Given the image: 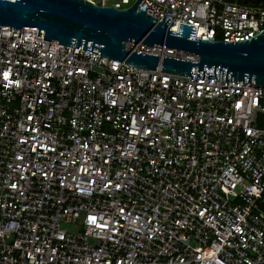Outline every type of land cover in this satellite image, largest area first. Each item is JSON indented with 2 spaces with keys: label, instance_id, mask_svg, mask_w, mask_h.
<instances>
[{
  "label": "built area",
  "instance_id": "2783aa9c",
  "mask_svg": "<svg viewBox=\"0 0 264 264\" xmlns=\"http://www.w3.org/2000/svg\"><path fill=\"white\" fill-rule=\"evenodd\" d=\"M134 11L210 42L264 30V0ZM36 32L0 26V264H264V85L135 68Z\"/></svg>",
  "mask_w": 264,
  "mask_h": 264
},
{
  "label": "water",
  "instance_id": "95a60500",
  "mask_svg": "<svg viewBox=\"0 0 264 264\" xmlns=\"http://www.w3.org/2000/svg\"><path fill=\"white\" fill-rule=\"evenodd\" d=\"M173 1V0H172ZM136 0L128 9L100 7L85 0H0V26L10 31L37 29L42 40L99 55L135 68L234 83L264 85V30L245 41L210 42L192 38L188 26L169 29L164 14L157 22L135 12ZM165 13V12H164ZM126 42L157 46L191 54L196 61L140 54L126 50ZM75 51V53H76Z\"/></svg>",
  "mask_w": 264,
  "mask_h": 264
},
{
  "label": "rangeland",
  "instance_id": "374dc122",
  "mask_svg": "<svg viewBox=\"0 0 264 264\" xmlns=\"http://www.w3.org/2000/svg\"><path fill=\"white\" fill-rule=\"evenodd\" d=\"M60 229H63L65 231H76L77 230V226L71 223H66L61 221L59 224Z\"/></svg>",
  "mask_w": 264,
  "mask_h": 264
},
{
  "label": "trees",
  "instance_id": "16d2710c",
  "mask_svg": "<svg viewBox=\"0 0 264 264\" xmlns=\"http://www.w3.org/2000/svg\"><path fill=\"white\" fill-rule=\"evenodd\" d=\"M263 212H264V207L262 208Z\"/></svg>",
  "mask_w": 264,
  "mask_h": 264
}]
</instances>
